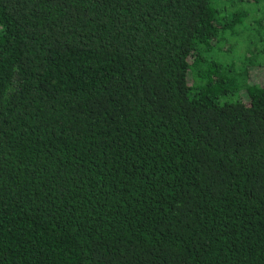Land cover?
<instances>
[{
	"label": "trees",
	"instance_id": "trees-1",
	"mask_svg": "<svg viewBox=\"0 0 264 264\" xmlns=\"http://www.w3.org/2000/svg\"><path fill=\"white\" fill-rule=\"evenodd\" d=\"M264 0H0V264H264Z\"/></svg>",
	"mask_w": 264,
	"mask_h": 264
},
{
	"label": "rangeland",
	"instance_id": "rangeland-1",
	"mask_svg": "<svg viewBox=\"0 0 264 264\" xmlns=\"http://www.w3.org/2000/svg\"><path fill=\"white\" fill-rule=\"evenodd\" d=\"M262 74V72H260L259 74L258 73H256L255 75H257L258 76V78L257 79H264V75H261Z\"/></svg>",
	"mask_w": 264,
	"mask_h": 264
}]
</instances>
